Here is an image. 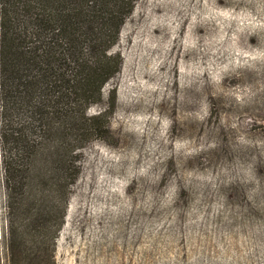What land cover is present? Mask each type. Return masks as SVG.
Listing matches in <instances>:
<instances>
[{"label": "rangeland", "instance_id": "rangeland-1", "mask_svg": "<svg viewBox=\"0 0 264 264\" xmlns=\"http://www.w3.org/2000/svg\"><path fill=\"white\" fill-rule=\"evenodd\" d=\"M121 12L61 227L54 242L30 236L18 264H264V0ZM10 220L0 107V264Z\"/></svg>", "mask_w": 264, "mask_h": 264}, {"label": "trees", "instance_id": "trees-1", "mask_svg": "<svg viewBox=\"0 0 264 264\" xmlns=\"http://www.w3.org/2000/svg\"><path fill=\"white\" fill-rule=\"evenodd\" d=\"M130 2L0 0L1 139L11 264L19 263L30 236L56 239L61 221L53 223L52 217L58 204H66L60 192L73 185L69 178L77 173L79 132L84 122L95 126L101 116H87L96 101L89 93L93 90L99 101L114 73L107 72L114 61L108 54L112 43L105 44L111 37L116 42L121 10ZM100 40L106 41L103 46ZM34 260L41 263L40 257Z\"/></svg>", "mask_w": 264, "mask_h": 264}]
</instances>
